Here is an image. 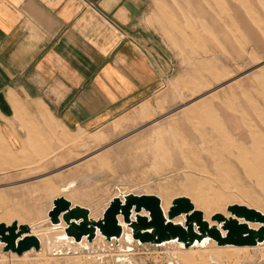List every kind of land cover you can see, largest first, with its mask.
I'll use <instances>...</instances> for the list:
<instances>
[{
  "label": "rangeland",
  "instance_id": "1",
  "mask_svg": "<svg viewBox=\"0 0 264 264\" xmlns=\"http://www.w3.org/2000/svg\"><path fill=\"white\" fill-rule=\"evenodd\" d=\"M193 1L213 18V31L206 22L201 25L206 37L188 36L199 27L192 5L154 0L149 24L169 48L175 69L147 103L96 132H67L44 115L41 122L21 119L27 132L19 148L0 132V223L19 219L36 225L37 233L50 230L44 222L49 198L61 196L64 182L95 171L103 176L66 195L90 209L94 219L122 193L156 195L166 212L175 198L186 196L210 222L218 212L229 216L232 204L264 212V0ZM242 24L259 33L260 46ZM162 124L167 131L153 138L151 129ZM108 242L113 249L119 246ZM130 243L123 251L101 252L100 263L118 264L114 257L127 255L133 264H172L184 251L195 264H205L219 247L214 241L194 250L179 243ZM43 247L19 256L0 246V264H55ZM248 248L225 250L231 257L227 263L264 264V247ZM95 253H81L84 263L99 261Z\"/></svg>",
  "mask_w": 264,
  "mask_h": 264
},
{
  "label": "crops",
  "instance_id": "2",
  "mask_svg": "<svg viewBox=\"0 0 264 264\" xmlns=\"http://www.w3.org/2000/svg\"><path fill=\"white\" fill-rule=\"evenodd\" d=\"M182 2L192 5L199 23V33L188 36L201 38L203 22L216 28L200 3ZM153 7L154 0H0V132L9 145L20 147L30 117L47 116L67 132H96L151 100L175 69L149 24ZM242 29L255 46L262 44L249 24ZM165 131L162 124L151 134ZM102 176L95 171L69 181Z\"/></svg>",
  "mask_w": 264,
  "mask_h": 264
},
{
  "label": "water",
  "instance_id": "3",
  "mask_svg": "<svg viewBox=\"0 0 264 264\" xmlns=\"http://www.w3.org/2000/svg\"><path fill=\"white\" fill-rule=\"evenodd\" d=\"M143 211L148 214H143ZM230 217L217 213L213 220L218 225L211 226L205 219L204 212L196 209L193 201L186 196L173 200L168 213L162 200L156 195L129 193L114 198L101 219L90 216V210L81 205H74L65 196L55 198L53 208L48 213L52 224L65 223V233L76 242L86 237L94 241L98 232L107 239L120 238L123 226L119 223L122 215L125 223L132 229V236L141 244H164L171 241L183 243L185 248L213 239L221 247H256L264 242V212L245 205L233 204L228 207ZM185 215V223L175 221ZM243 219L245 222H241ZM259 223L258 229L249 223ZM225 231V234L223 233ZM0 244L5 253L19 256L26 252L42 248L40 238L33 232L32 225L14 221L11 225L0 223Z\"/></svg>",
  "mask_w": 264,
  "mask_h": 264
},
{
  "label": "bare ground",
  "instance_id": "4",
  "mask_svg": "<svg viewBox=\"0 0 264 264\" xmlns=\"http://www.w3.org/2000/svg\"><path fill=\"white\" fill-rule=\"evenodd\" d=\"M81 180H83L85 182H90V181H92V178L91 177H83ZM77 185H78V182L74 181V180L66 182L65 184H63L59 188V193L61 194V196H66L68 193L73 192L76 189ZM126 194H129V193H122L120 196H116V197H121L124 201V195H126ZM56 198H58V197H56ZM111 201H110V203H111ZM110 203H109V205H110ZM108 206L106 207V209L108 208ZM228 207H227V212H229ZM52 208H53V206H52ZM49 211H48V213H49ZM165 213L167 214L168 212L165 211ZM218 213H220V212H218ZM143 214H148V213L143 211ZM229 214H230L229 216L225 215V214H223V215L230 217L231 213L229 212ZM90 216H91V211H90ZM213 216H212V218H213ZM101 218H99V219H101ZM179 218H183V221L178 222L177 220ZM99 219H95V220H99ZM118 219H119V223L123 226V235L119 239L113 238V239L109 240L104 235H102L100 232H98L97 237L92 242H90L86 237H84L81 242H76L73 238H70L66 235L65 229H64L66 225L64 222L61 223L60 225L59 224H52L49 221V218H47L44 222L45 223L49 222V224H51L50 230L43 231L41 233H37L35 231L36 226L32 225V228H33V232L40 238L41 244H42V246H44L43 248L46 249L50 255H52V256H54V258H56V259H54V258L52 259V261L55 262V264H85L84 261L86 259L83 261L84 255H81V253L90 252L93 250L96 252L97 251L99 252L97 254L96 253L94 254V256H96L99 261L94 260L93 264H101L100 262L103 260V258H102V260L100 258L101 252H105V251L116 252L117 250L123 251L124 248H130L131 245H133L130 242L141 244L138 240H135L133 238L132 229L128 226L127 223H125L123 216L119 215ZM211 220H212L211 222L207 220L211 226L218 225L217 221H215L213 219H211ZM175 221L178 223L184 224L185 223V215L178 217L177 219H175ZM240 221L245 222L243 219H240ZM252 224H257V225H259L258 228L260 227L259 223L250 222L249 225L251 228L258 229V228L253 227ZM39 225H44L43 221L40 222L37 225V227ZM223 233L225 234V231H223ZM108 241H115L117 244H119V246L116 247V249L115 248L113 249V246H112L113 244L109 243ZM211 241H214V240L208 238V239H205L202 243L197 242L195 245L189 247L190 249L185 248L183 243L178 242V241H171V242H167V243H169V244L179 243L185 249L194 250L198 245L211 243ZM214 242H216V241H214ZM167 243H164V244H167ZM212 245H214V244L212 243ZM0 246L3 248V244H0ZM258 246L264 247V242L259 244ZM228 248H234L235 250H237V249L238 250H246L248 247H236V246L221 247V246H219L218 248L215 249V251H212L209 254V256H208L209 262H207L205 264H228L227 260H229L230 253L225 251ZM77 252L78 253L80 252V255L73 254V253H77ZM26 253H28V252H26ZM59 253H62V254H59ZM55 256H57V257H55ZM114 258H115V263L117 262L118 264H133V259H134L133 257H129L127 255H116ZM203 259H205V258H203ZM239 260L240 259H236V261H233V262L238 264ZM174 261L172 264H193V263L195 264V260L192 259L191 254L185 253L184 251L182 254L178 255ZM229 261H231V260H229Z\"/></svg>",
  "mask_w": 264,
  "mask_h": 264
}]
</instances>
